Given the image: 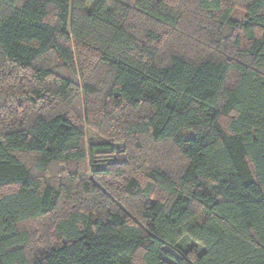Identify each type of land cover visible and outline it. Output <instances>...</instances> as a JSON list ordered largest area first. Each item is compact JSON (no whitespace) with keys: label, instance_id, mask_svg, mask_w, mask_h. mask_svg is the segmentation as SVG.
Wrapping results in <instances>:
<instances>
[{"label":"trees","instance_id":"1","mask_svg":"<svg viewBox=\"0 0 264 264\" xmlns=\"http://www.w3.org/2000/svg\"><path fill=\"white\" fill-rule=\"evenodd\" d=\"M182 1L0 0V264H264V0Z\"/></svg>","mask_w":264,"mask_h":264},{"label":"rangeland","instance_id":"2","mask_svg":"<svg viewBox=\"0 0 264 264\" xmlns=\"http://www.w3.org/2000/svg\"><path fill=\"white\" fill-rule=\"evenodd\" d=\"M181 7H184V8H187V12H188V16L189 17H194L196 16V12L194 10H192L193 6H192V3L189 1V0H183L182 1V5ZM240 8L237 9L236 11V14L238 16H240L241 12H240ZM30 82V81H29ZM3 86H6L5 88H9V90H7L8 93L5 92V94L10 95V94H13V93H18V90H17V87L18 86V83H10V82H7L5 85ZM1 87V86H0ZM2 89V88H1ZM24 97V94L23 92L19 93V98H23ZM72 110L74 111V113L78 116H80L82 118V107H81V102H77L75 105H74V108H72ZM85 139L87 141H90L91 139H101V138H106L108 137L107 133H106V130L104 129H97L95 127H91L89 125H85ZM107 155V156H106ZM111 158V155L110 154H98V157H96L97 160H99L100 162H104L103 160L105 159H110ZM167 160H169V169L172 170V169H176L178 168L180 162V156L178 154H176V152L174 150H170L168 151V156L166 157ZM53 170H51V179L54 180L55 182H57L59 180V178H62V179H65V176H64V171L62 170H57V167H54L52 168ZM110 181V178H106L105 179V183H106V186L110 189H112L110 187V185L108 184V182ZM114 194L115 192L112 191ZM117 196V195H116ZM118 202H120V200H123V199H118ZM121 207H126L125 203H124V200L121 201ZM127 209L128 211L129 208H125ZM27 227H30V224H28ZM35 236H37V233H34Z\"/></svg>","mask_w":264,"mask_h":264}]
</instances>
